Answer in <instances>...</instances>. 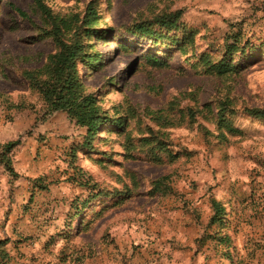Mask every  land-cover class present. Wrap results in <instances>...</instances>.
Listing matches in <instances>:
<instances>
[{
    "label": "rangeland",
    "instance_id": "374dc122",
    "mask_svg": "<svg viewBox=\"0 0 264 264\" xmlns=\"http://www.w3.org/2000/svg\"><path fill=\"white\" fill-rule=\"evenodd\" d=\"M92 1L108 31L84 40L100 58L86 82L110 115L122 110L128 126L124 133L102 127L89 153L79 148L86 128L65 112L46 114L21 74L55 49L40 36L44 23L33 0H0V123L18 118V177L27 183L18 186L21 232L11 258L95 264L110 259L124 228L140 227L159 239L200 227L206 234L194 243L233 262L264 254V120L243 113L264 108V0H45L54 13L81 18ZM177 12L163 38L130 32ZM205 55L227 57L239 71L211 75ZM154 57L167 66L157 67ZM224 98L238 111L226 118L228 127L216 122L215 105ZM219 202L227 216L211 224Z\"/></svg>",
    "mask_w": 264,
    "mask_h": 264
},
{
    "label": "trees",
    "instance_id": "16d2710c",
    "mask_svg": "<svg viewBox=\"0 0 264 264\" xmlns=\"http://www.w3.org/2000/svg\"><path fill=\"white\" fill-rule=\"evenodd\" d=\"M35 9L41 14L44 26L40 29V36H46L53 40L55 49L46 55L43 65L32 69H23L21 74L29 83L32 91L37 92L43 103L45 113L51 115L55 112H65L78 127L86 128L85 139L79 146L89 153L96 151L92 140L98 136L100 129L106 125H111L121 132L127 131V116L122 114L121 109L115 110L110 115L109 110L105 109L99 99L97 92L92 90L87 84L86 79L96 71L100 58L91 52V45L85 43L87 37L95 36L98 39L104 38L108 30L102 28L98 22L99 16L95 2H91L83 18L78 14L60 15L54 13L47 5L45 0H33ZM181 12L160 15L149 24H136L131 33H137L141 37L163 38L162 29L172 31L173 26L179 21ZM155 25L161 27L160 30L154 28ZM181 47V40L174 38ZM157 67L167 66L161 62L160 58H151ZM206 70L211 75H227L237 73V65L228 61L227 57L213 62L210 56H203ZM85 71V75H83ZM211 104L206 107L209 111ZM10 107L21 109L18 104H11ZM217 124L220 127H228L226 118L237 114V110L230 99L224 98L217 101ZM243 113L247 116L264 120V108L244 107ZM20 144L18 139L0 142L1 160L6 169L14 174L11 161L8 158L10 152ZM126 152H129V145H125ZM77 150H72L75 157ZM85 185H89L85 183ZM100 193H103L102 191ZM227 216L225 207L219 202L215 206L214 214L209 218V223L224 222ZM228 236L218 238L220 242L229 240ZM8 239L0 240V264H7L11 257L5 245Z\"/></svg>",
    "mask_w": 264,
    "mask_h": 264
},
{
    "label": "crops",
    "instance_id": "0c3cea01",
    "mask_svg": "<svg viewBox=\"0 0 264 264\" xmlns=\"http://www.w3.org/2000/svg\"><path fill=\"white\" fill-rule=\"evenodd\" d=\"M18 117V115H17ZM18 137V118L12 124L0 123V142H8ZM1 154V150H0ZM14 174L5 167L0 157V240L8 239L5 248L12 255L13 242L18 239V186L20 191L27 183L18 177V146L8 157ZM199 229L197 234L186 235L174 232L173 235L163 234L160 239L144 228H124L114 246L110 248V259L97 260L95 264H264V254L256 253V258L234 262L228 253H215L213 246L205 243L196 245L195 237L203 234ZM132 243L139 244L133 249ZM246 251L247 248L241 246ZM252 249L262 252L263 245L252 244ZM249 250V249H248ZM218 252V251H217ZM125 256V257H124ZM124 257V261L122 260ZM7 264H18L11 258Z\"/></svg>",
    "mask_w": 264,
    "mask_h": 264
},
{
    "label": "bare ground",
    "instance_id": "6f19581e",
    "mask_svg": "<svg viewBox=\"0 0 264 264\" xmlns=\"http://www.w3.org/2000/svg\"><path fill=\"white\" fill-rule=\"evenodd\" d=\"M83 75H85V71H83Z\"/></svg>",
    "mask_w": 264,
    "mask_h": 264
}]
</instances>
